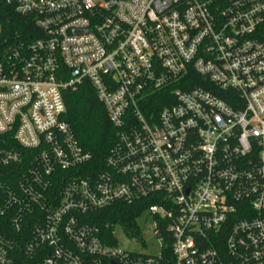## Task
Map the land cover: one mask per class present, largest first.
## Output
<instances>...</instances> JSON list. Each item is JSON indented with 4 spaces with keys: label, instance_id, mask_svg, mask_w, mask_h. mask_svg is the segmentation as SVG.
Masks as SVG:
<instances>
[{
    "label": "built area",
    "instance_id": "2783aa9c",
    "mask_svg": "<svg viewBox=\"0 0 264 264\" xmlns=\"http://www.w3.org/2000/svg\"><path fill=\"white\" fill-rule=\"evenodd\" d=\"M86 83L100 168L65 121ZM144 203L157 255L94 220ZM0 264H264V0H0Z\"/></svg>",
    "mask_w": 264,
    "mask_h": 264
},
{
    "label": "trees",
    "instance_id": "16d2710c",
    "mask_svg": "<svg viewBox=\"0 0 264 264\" xmlns=\"http://www.w3.org/2000/svg\"><path fill=\"white\" fill-rule=\"evenodd\" d=\"M95 93L87 83L76 91L68 92L65 95L66 107L68 108L65 121L73 128L82 147L93 155L92 165L100 168L104 165L116 136L105 109ZM144 204L143 206L141 204H118L97 213L94 219L95 223L103 230L107 222L112 225H122L128 230L134 225L145 207L149 205ZM166 250L169 255L170 249Z\"/></svg>",
    "mask_w": 264,
    "mask_h": 264
},
{
    "label": "rangeland",
    "instance_id": "374dc122",
    "mask_svg": "<svg viewBox=\"0 0 264 264\" xmlns=\"http://www.w3.org/2000/svg\"><path fill=\"white\" fill-rule=\"evenodd\" d=\"M133 232L134 238L128 239L118 230L119 238L121 239L120 246L124 249L130 250L138 254L157 255L160 253V241L155 235V227L152 221L143 215L140 219L136 220L134 225L129 227ZM140 233L139 237L136 235L137 231Z\"/></svg>",
    "mask_w": 264,
    "mask_h": 264
}]
</instances>
